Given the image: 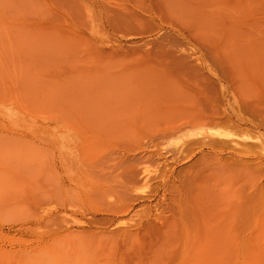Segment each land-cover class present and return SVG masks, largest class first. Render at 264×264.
Masks as SVG:
<instances>
[{
  "label": "rangeland",
  "instance_id": "374dc122",
  "mask_svg": "<svg viewBox=\"0 0 264 264\" xmlns=\"http://www.w3.org/2000/svg\"><path fill=\"white\" fill-rule=\"evenodd\" d=\"M0 264H264V0H0Z\"/></svg>",
  "mask_w": 264,
  "mask_h": 264
}]
</instances>
